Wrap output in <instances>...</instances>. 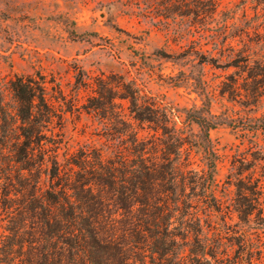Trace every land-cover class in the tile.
Here are the masks:
<instances>
[{
  "label": "trees",
  "instance_id": "obj_1",
  "mask_svg": "<svg viewBox=\"0 0 264 264\" xmlns=\"http://www.w3.org/2000/svg\"><path fill=\"white\" fill-rule=\"evenodd\" d=\"M164 1L166 18L192 17L202 26L215 20L220 7L218 0ZM253 1L254 16L243 9L242 26L229 11L208 30L221 39L213 51L227 58L225 67L241 72L229 76L230 94L240 91V79L251 80L255 88L246 96L259 100L264 0ZM195 52L200 64L221 68L214 57L207 61ZM9 91L11 101L0 86V264H258L262 259L264 241L253 238L254 229L264 230L259 181L247 178L237 185L233 211L215 193L222 156L210 131L222 123L211 111L188 113L186 120L200 131L192 139L177 129L167 106L142 96L134 83L99 78V98L89 99L85 109L99 116L105 146L116 151L108 156L99 149L91 157L81 150L65 153L61 161L57 137L63 136L65 118L48 99L45 79L15 77ZM119 101L128 102L134 122L154 132L151 138L139 137ZM56 120L58 135L48 129ZM256 129L264 133V123ZM194 149L204 155L207 170L192 167ZM232 213L246 229L232 228Z\"/></svg>",
  "mask_w": 264,
  "mask_h": 264
},
{
  "label": "rangeland",
  "instance_id": "obj_2",
  "mask_svg": "<svg viewBox=\"0 0 264 264\" xmlns=\"http://www.w3.org/2000/svg\"><path fill=\"white\" fill-rule=\"evenodd\" d=\"M218 2L215 20L202 26L192 17L166 18L164 0H0V86L11 101L9 83L15 77L45 79L48 99L65 118L63 136L57 137L61 161L65 153L81 150L91 157L99 149L108 156L116 151L105 146L99 116L85 109L89 99L99 98V78L123 77L134 83L142 96L167 106L177 129L190 137L200 131L186 120L188 113L211 111L222 123L210 131L222 156L214 187L217 197L233 211L237 185L252 178L259 181L264 216V133L256 129L264 123V86L258 85L263 94L259 100L246 96L255 88L251 80L240 79V91L230 94L229 76L237 78L241 72L225 67L227 58L213 51L221 39L208 30L229 11H235L234 21L242 26L243 9L254 16V1ZM195 51L207 61L214 57L221 68L200 64ZM119 103L139 137L151 138L154 132L130 117L128 102ZM48 129L59 133L57 120ZM203 156L194 149V169L207 170ZM232 215L228 222L233 229L247 228L238 224L236 213ZM253 232L255 241H264V230ZM258 264H264V254Z\"/></svg>",
  "mask_w": 264,
  "mask_h": 264
}]
</instances>
